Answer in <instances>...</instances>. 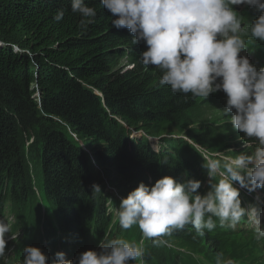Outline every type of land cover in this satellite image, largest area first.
I'll list each match as a JSON object with an SVG mask.
<instances>
[{
  "label": "trees",
  "instance_id": "1",
  "mask_svg": "<svg viewBox=\"0 0 264 264\" xmlns=\"http://www.w3.org/2000/svg\"><path fill=\"white\" fill-rule=\"evenodd\" d=\"M85 2L97 15L82 31L71 0H0V219L12 217V233H21L18 256L23 246L39 243L53 251L58 234L76 247L109 230L122 235L119 223L112 224V201L141 181L194 177L197 146L247 150L226 120L211 130L213 138L209 127L195 126V111L213 105L222 90L204 100L160 86L161 72L140 61L144 42L132 44L127 28L114 27L102 0ZM58 9L65 10L59 22ZM29 127L38 144L35 172L23 149ZM132 230L139 239V229ZM168 239L172 247L145 241L148 263L184 252L191 264L196 254L213 264L218 253L224 259L252 254H234L218 232L199 236L191 225Z\"/></svg>",
  "mask_w": 264,
  "mask_h": 264
},
{
  "label": "clouds",
  "instance_id": "2",
  "mask_svg": "<svg viewBox=\"0 0 264 264\" xmlns=\"http://www.w3.org/2000/svg\"><path fill=\"white\" fill-rule=\"evenodd\" d=\"M111 13L112 25L127 28L132 44L144 42L140 56L145 68L161 72L159 85L186 98H206L217 91L226 94L221 114L236 131L243 133L247 151L206 152L202 167L209 188L200 193L201 181H177L163 176L153 185L140 182L121 198L116 221L122 230L138 228L141 238L124 235L105 238L100 250L88 249L73 259L63 251L50 264H144L145 241L156 247H172L169 237L191 225L199 236L217 227L235 230L246 222L256 241H264V208L242 206L240 189H264V67L247 55L250 37L264 43V0H102ZM253 7L260 13L245 20L234 6ZM71 12L81 17V30L95 22L97 11L85 0H71ZM64 9L53 19L61 21ZM239 185L238 187L235 185ZM101 191L99 185H93ZM12 225L0 219V260L6 259V234ZM195 259H202L196 256ZM19 264H49L37 246H26ZM205 264H208L205 261ZM214 264H234L218 253Z\"/></svg>",
  "mask_w": 264,
  "mask_h": 264
},
{
  "label": "rangeland",
  "instance_id": "3",
  "mask_svg": "<svg viewBox=\"0 0 264 264\" xmlns=\"http://www.w3.org/2000/svg\"><path fill=\"white\" fill-rule=\"evenodd\" d=\"M121 64H125V60L124 59L122 60V62H120V65ZM225 103H226V100H225V102L223 104H225ZM211 109H212L211 106L210 107H204V108L202 107V109H197L196 112H199L201 110L204 112V111L208 110L210 113H212ZM206 119H207L206 117L205 118H200V119H195V121L197 123V126L198 127H203L205 123H208V122H206ZM27 129H28V133H25L24 138H23V140H24L23 149H24V152L26 153V156H27V163L29 164L28 165L29 166V171L30 172H35L34 161L36 163V157L35 156H37L36 149H37V145L38 144L35 143V137L32 135V132H30V131H32L33 128L29 127ZM206 129L210 130V127L206 128ZM137 134H135V135L139 136ZM211 134H212V131L210 130L209 135H211ZM213 135H214V133H213ZM164 136H170V135H164ZM150 141H151L152 145L154 146V148L158 147V145L156 144L157 140H150ZM36 178L39 181L41 180V178L38 176V174H36ZM105 184H106V182H105ZM115 211H116V209H114L113 212L115 213ZM8 217H10V216H8ZM131 236L134 237L133 235H131Z\"/></svg>",
  "mask_w": 264,
  "mask_h": 264
},
{
  "label": "bare ground",
  "instance_id": "4",
  "mask_svg": "<svg viewBox=\"0 0 264 264\" xmlns=\"http://www.w3.org/2000/svg\"><path fill=\"white\" fill-rule=\"evenodd\" d=\"M133 133H136V132H133ZM232 134V133H231ZM233 135V134H232ZM114 211V210H113ZM112 211V213H114ZM115 214V213H114ZM7 219V221L9 220V217L8 218H6ZM5 219V220H6ZM35 218H33V220H34ZM11 224H14V223H11ZM46 232V231H45ZM107 234H109V231L108 232H106ZM12 235L14 236V237H16V239H18L17 237H18V233L17 232H14V233H12ZM109 236H106V237H104V239L105 238H108ZM7 239L8 240H10V241H12V240H15V239H12L11 238V234L9 233V235H8V237H7ZM92 245H94V246H92ZM20 247L19 248H16V249H14L12 252H10L9 254H7L6 255V259L4 260V262L5 263H7V264H11V263H16L19 259H18V251H20ZM85 249H95V250H97V251H99L100 250V248L98 247V245H97V243L95 244V241L93 242V243H91V244H87V246H86V248ZM78 255V253H73L72 254V257L73 258H75L76 256ZM20 261V260H19Z\"/></svg>",
  "mask_w": 264,
  "mask_h": 264
}]
</instances>
